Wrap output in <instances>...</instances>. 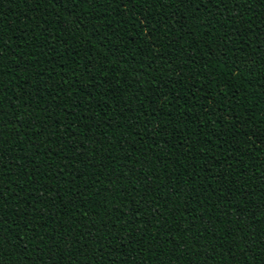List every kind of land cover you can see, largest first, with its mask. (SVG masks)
Instances as JSON below:
<instances>
[{
    "label": "trees",
    "instance_id": "16d2710c",
    "mask_svg": "<svg viewBox=\"0 0 264 264\" xmlns=\"http://www.w3.org/2000/svg\"><path fill=\"white\" fill-rule=\"evenodd\" d=\"M198 3L0 0V264H264V0Z\"/></svg>",
    "mask_w": 264,
    "mask_h": 264
},
{
    "label": "snow or ice",
    "instance_id": "6c2138e0",
    "mask_svg": "<svg viewBox=\"0 0 264 264\" xmlns=\"http://www.w3.org/2000/svg\"><path fill=\"white\" fill-rule=\"evenodd\" d=\"M71 6L73 8L76 7L78 3H83L85 5L95 3L96 0H69ZM138 0H104V3H110L116 5V14H121L119 12V9H125L126 13H133L134 15H139L138 12L135 11L136 5ZM172 3H178L179 6H183L186 3L192 2V0H171ZM217 6L220 4H223L226 2V0H216ZM232 2L236 5L237 8L242 9L241 15H243L246 12V9H244V4L249 2V0H232ZM61 3H64V0H61ZM200 3H202V0H200ZM200 3L197 4V11H199ZM208 3H212V0H208ZM87 10V9H86ZM128 15L125 14V21L128 19ZM81 26H83V22H81ZM146 35H151V31L149 30ZM117 39L120 37L117 36ZM2 230V229H0ZM42 242V241H41Z\"/></svg>",
    "mask_w": 264,
    "mask_h": 264
}]
</instances>
